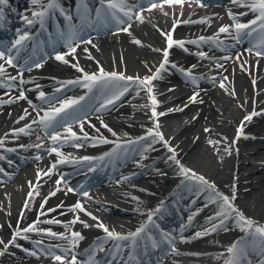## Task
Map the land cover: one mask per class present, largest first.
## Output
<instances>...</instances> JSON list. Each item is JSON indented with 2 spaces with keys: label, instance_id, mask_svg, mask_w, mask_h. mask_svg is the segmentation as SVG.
<instances>
[{
  "label": "bare ground",
  "instance_id": "6f19581e",
  "mask_svg": "<svg viewBox=\"0 0 264 264\" xmlns=\"http://www.w3.org/2000/svg\"><path fill=\"white\" fill-rule=\"evenodd\" d=\"M165 6L168 5L165 4L163 9L159 6L158 9L150 10L146 15H143V22L137 16H133V21L121 26L122 29L130 24L131 27L128 31L121 30L107 33V35H95L85 38L82 42L74 38L71 44L78 45L75 53L68 54L69 51H63V47H60L61 52L55 53L53 59L44 64L41 69L51 70V72L72 71L76 70L72 67V60L78 58L87 64L96 61V57L99 56L97 64H90L87 67L105 65L106 68H123L134 74V78L140 77L141 79L151 77L159 72L158 78L152 81L151 94L157 100L155 106L157 116L152 115V101L147 93L144 99L137 101V107L119 108L117 104H113L104 110L89 111V117L84 122V127L94 131L98 130L106 135H113V133L117 135L118 131L124 129L128 132L138 133V127L144 121H149L153 129L157 130L156 123L158 122V131L167 141L165 145L169 149L175 150L170 152L174 154L175 160L179 163L169 165L157 157L147 164H144L146 159H143L141 164L132 170H122L124 166L119 164L114 173L118 182L108 188L112 191L114 200L117 199L125 206L128 203L131 204L126 208L114 205L115 201L104 202L105 197L102 195L96 197L89 193L85 196L67 192V187L74 185L64 182V179L59 185L63 190L56 191V195L51 196L50 193L56 190V181L59 178L56 173H60L62 177L67 174L66 169L58 164L59 168L53 171L50 176L44 175V172L48 171L47 161L49 160L47 158L53 155L48 148L57 143H53L51 139L47 141L44 138H35L33 133L39 129V125L33 123V120L37 121V116L32 106L26 102L27 100L0 103V140H3L4 144L9 142L8 144L15 145L16 148L18 139L27 135L23 141L24 146L33 148L40 144L41 147L36 148L40 151L42 149L45 153L39 160L29 158L24 161V165L13 168L8 176L12 177L11 181L6 182L8 185L0 188V192L3 189L6 190L7 187L17 190L15 195L4 197L0 195V240L9 245L6 249L4 245H0V253H3L0 254V264H59L58 261L43 259L39 250L25 251L17 245L31 242L40 244L34 241V237L49 236L46 233L49 229L56 227L63 229L67 224L72 226L74 224L72 221L77 217L79 218L77 221L87 224L89 223L88 219H91L96 223L110 224L114 222V225L120 226L130 225L136 219H143L146 212L154 213L156 211V217L161 216L163 215L161 211L164 209L167 213L174 217L176 214L178 217L180 215H177V210L183 203L181 201L184 200V196L180 195L178 191L183 182L195 179L192 177V173L202 176L205 180L216 185L218 190L230 198L232 205L243 213L245 218L255 221L258 226L264 225V59L254 58L253 60H259L257 67L255 68V62L253 66L249 67L247 62L252 59V56L248 50L253 48L249 43L243 41L226 52L212 55L211 59L206 57V54L201 56V53L187 49L186 45L209 47L208 44L197 39L198 35L219 32L221 26L231 25L228 9L235 7L207 8L204 11L191 9L188 18L180 23L174 32L176 37L187 39V42L184 43L185 49L179 48L182 53L178 55L177 51L172 48L168 55L169 61L176 59L184 68L190 67V70L200 69L203 71L205 79L193 83L194 88L190 87L192 90L188 89L189 92L185 91L176 80L165 78L163 69L159 68L163 61V50L166 45L164 42L166 36L161 32L171 33V23L182 20L185 13L181 7L169 6V8ZM201 20L206 22L200 23ZM193 36H197V40ZM89 40L90 44L87 43ZM137 40L141 43H135ZM157 49L160 51H156ZM61 53H65L62 55H65V59L69 61L68 64L55 59ZM89 55L92 57L91 59ZM225 57H231V59H225ZM237 57L239 59H236ZM3 63L0 61V64ZM46 71H42V73L46 74ZM226 76L232 78V84H227L225 80L223 82L222 78ZM37 80L51 81L52 77L38 76L33 80V83ZM133 81L135 82L132 85L140 87L135 79ZM221 83L224 84V88L220 87ZM157 84L164 90H155L158 87L155 86ZM21 91L27 97L28 90L26 92L22 89L9 92L0 90V101L14 100ZM195 93H198L195 102L190 99L191 103L182 108V111L181 109L171 111L173 105L185 100L184 98L189 99ZM232 103H236L237 106ZM25 109L29 114L25 113ZM160 113H165V115H159ZM252 113H256V115H253L251 120H245V117ZM179 115H183L180 116L181 119L182 117L186 118L179 121ZM21 116H25V119L20 120ZM139 116L143 118H139ZM172 116L178 117L173 124L169 123ZM27 125H31V128L28 129ZM103 125H107V128ZM241 127L242 131L238 132ZM21 128H24L27 134H14V130ZM170 128H175V131L168 134L166 130H171ZM205 129H210V131H205ZM238 136L239 138H237ZM150 138L152 137L148 139ZM144 151L149 150L144 148ZM131 159L129 158L128 161ZM50 160L51 163L54 159ZM30 163L34 164L33 168L26 167L16 172ZM181 168L191 170L188 177L182 174ZM30 192L32 193L31 197H29ZM203 192L208 191L203 190ZM79 196H82L80 204L84 211L79 209L69 211L77 204ZM160 198L166 200L160 202ZM45 199L46 203H44ZM171 200H176L177 209H170L174 207L171 205ZM59 205H63V207H58ZM192 208L191 205L183 208L184 219L182 217L177 219L179 225L176 234L181 236L180 240L184 247L180 251L166 255L169 258L165 260V264H221V262L226 264L231 256L227 251L230 247L227 244L238 242V245L243 247V240L252 235L250 231L241 230L239 216L230 209H226L223 206V201H212L207 204L208 210L214 209L216 212L210 217L205 214L207 210L200 211L198 215L192 214ZM49 209L56 210L48 211ZM221 210L232 213L236 217L228 216L223 227L197 237V233H205L206 230L212 229L213 224H219L218 213ZM42 212L46 214L41 215ZM71 213L74 215H70ZM75 213H78V216ZM87 213H91V215ZM117 215H124V221L117 219ZM93 216L97 219L93 220ZM38 220L41 221L36 224L38 231H22ZM49 220H57L59 223L45 222ZM17 231H20L21 235L15 238V244H11L10 242ZM216 240L223 242L222 244L227 247L212 244ZM32 252H35L36 255H32ZM248 255L257 256L256 253ZM219 257L220 259H218ZM213 258L219 261H206ZM246 261L243 259L241 264H247ZM157 263L155 261L151 264Z\"/></svg>",
  "mask_w": 264,
  "mask_h": 264
},
{
  "label": "snow or ice",
  "instance_id": "6c2138e0",
  "mask_svg": "<svg viewBox=\"0 0 264 264\" xmlns=\"http://www.w3.org/2000/svg\"><path fill=\"white\" fill-rule=\"evenodd\" d=\"M186 0H149V5H148V9L147 10H152L157 8L158 6L161 7V9H163V6L165 4H167L168 6H173V5H179L180 7H183V5L185 4ZM7 3V0H0V5H5ZM33 5H37L39 4L40 7L42 9H44L43 11H34L32 13V16L35 17L36 19H32L29 18L28 16H24V22L25 24L31 26L34 23H43V19L44 17L47 15L48 10L52 9L54 7H56L55 4V0H49V2L47 3V5L45 6L42 3V0H32ZM196 3H198L201 7L204 6V0H196ZM232 3L234 5H236L237 7L240 8H246L248 10V12H252L255 13V18L252 19L249 23H240L238 21H236V16L232 13L229 12L228 15L229 17L234 21L233 25H225V26H221L219 28V33H224V34H228L231 35L234 39H239L241 33L244 34H251L252 32H256L257 28L256 26H259V29L261 32H264V0H232ZM107 9L109 10V15L111 16V18L115 19L116 22L118 24H124V20L120 19V17L117 16V12H121L123 13V15L125 17L128 18V20H131L133 15L137 16V18L143 22L144 21V17L142 12L140 11V8L142 7V5H137L136 9L133 10L132 8H129V6L126 3V0H107ZM165 15H167V13H165ZM240 15H247V12H242L240 13ZM69 19H71L69 17ZM200 23H205L206 21L201 20L199 21ZM131 27L130 24L127 25V27L122 28V31H128V29ZM175 27V26H174ZM174 27L172 29V31H174ZM162 35L166 36V43H167V48L165 50H163V61L162 63L159 65L160 69H164L165 65H167L169 63L168 61V49H171L173 47V45H177L180 48H184V42L183 41H174L173 37L170 33H164L161 32ZM31 37L26 33V32H21V34L19 35V38L14 42L13 44V48H16L17 51H19V49L21 47H23L24 43L29 40ZM200 41H204L205 38L204 37H200L199 38ZM87 43H91V41H87ZM135 43L140 44V41H135ZM261 46H264V40H262L261 42ZM70 47V53H75L76 52V48L78 47V45H72L71 43L69 44ZM8 51H11L10 49ZM156 51H160L159 49H157ZM249 53L252 52V49L248 50ZM257 57H261L264 56V51L256 50L254 53ZM201 56H204V53L200 54ZM89 58L91 59L92 57L89 55ZM56 60L58 61H62L65 64H68L69 61L67 59H65V55H57L55 57ZM225 59H231V57H225ZM236 59H239V57H237ZM0 61H3V64H0V76H6L7 72L6 69L4 67V64H7L8 66H12L15 67L14 63H13V57L11 55H6L5 51H0ZM35 67L39 68L42 67L41 64L37 63L35 64ZM73 68H76L77 71L83 73L82 78H78L76 80L73 81H68L69 84H82L83 87H85L86 89H88L89 91H92V89L94 87H100L103 89H108L109 91H111V95L108 96L106 98V104H113L116 100H119L121 96H123L125 94V92L128 90L126 85H121L120 82L121 81H133V79H135L138 82V85L142 88V89H146L147 93L149 94V97L152 101V115L155 117L157 116V113L155 111V106L157 104V100L155 98L154 95L152 94V81L157 79L159 76V72H157L155 75L151 76V77H145L143 79H141L140 77H125L123 74H119L115 71L113 72H105L104 69L101 67L98 70V73H87L84 72V70L82 68L78 67V64H72ZM195 67V66H193ZM241 67H243V65H241ZM27 70H31V68L29 67ZM188 76H192L191 72L189 71L187 73ZM9 80L11 81H17V79L19 78V82L22 84L25 81L23 80V71L18 73V76L13 77V76H8L7 77ZM193 81H195V77H192ZM226 79V78H225ZM253 84H255V81H253ZM0 86H3L2 83H0ZM15 85H9V87H12ZM221 88H224V84L221 83L220 84ZM112 89H115V91H112ZM40 97L43 99L44 98V93L41 91L39 93ZM198 93H195L192 97H190V99L195 102L196 101V97H197ZM85 97L81 96L79 99H73V100H66L64 101L59 107H54L52 108L49 112L45 113L43 117H41V119L39 120V123L43 124L45 128H48L51 124V122L55 119L56 116H59L61 113H63L66 109L71 108L73 105H77L80 103V101H82ZM15 100H27V97L25 96L24 92L21 91L19 92L18 96L14 99V100H10V101H0V103H10V102H15ZM30 103V102H29ZM105 105H102V107H104ZM182 111V109H181ZM25 113H27V110L25 109ZM159 115H165V113H160ZM256 115V113H252L248 116L245 117V120H251L252 116ZM20 120L25 119V116H21L19 118ZM18 122V121H17ZM33 123H37L36 120H33ZM105 128H107V125H103ZM28 129L31 128V125H27L26 126ZM80 128H81V132H83V123L80 124ZM156 129L157 131L153 132L152 129H149L148 131V135L149 136H153L158 137L160 142H163L165 144H167V141L164 140L163 134L160 133L158 131L159 129V123H156ZM109 131H111V129H109ZM205 131H210V129H205ZM242 131V127L241 129L238 130ZM18 133H25V129L21 128L19 130H14V134H18ZM67 133H69L70 135L63 137L64 142H68L69 140H79L80 137L77 135L76 132L72 131V128L69 126L67 128ZM27 134V133H25ZM85 138H87V134H84ZM113 135H115V133H113ZM239 138V136L237 137ZM50 139L52 140L53 143H56L58 141H60L62 139L61 134L60 133H56V134H52L50 135ZM103 142L104 143H108L109 141L106 138H103ZM211 143V141H210ZM4 141L0 140V147H3ZM36 147H41L40 144L35 145ZM76 147H83V144H79L77 143L75 145ZM169 151L174 152V149H169ZM227 151V149H226ZM50 153H56L58 156L61 157V159L55 161L50 169L46 172H44L45 176H50L53 172L54 169H56L58 164L61 163H65V162H69L66 160V158L63 157L62 153L57 152V148L53 147L49 149ZM81 159L83 160H91L93 158L91 157H82ZM173 160H175V156L173 155L172 157ZM177 163H179L178 161H176ZM0 171H3L2 169H0ZM190 169H186V168H181V172L183 175H185V177L189 176L190 173ZM39 175V173H38ZM192 177L195 178L196 180H199L202 184H208V182L202 177V176H197L195 173H192ZM63 180V177H61L60 179H58L56 181V190L51 192L50 195L54 196L56 195V191H61L63 189H61L59 187V185L61 184V181ZM31 183V182H30ZM208 187L210 188H214V186L212 185H208ZM67 192H74L75 189L71 188V187H67L66 189ZM38 194V193H37ZM32 193H29V197H31ZM83 195L87 196L88 193L85 192L83 193ZM217 195L219 196V198L223 201V206L226 209H230L231 211L235 212L239 218H240V225H241V230L242 231H250L254 236L259 237L262 244H264V225H256L255 221L245 218L243 213L239 212L238 209H236L232 203L231 200L228 196L222 195L217 193ZM47 200L45 199L44 203H46ZM58 207H63V205H59ZM77 209L84 211L83 206L80 203L75 204L72 208L69 209V211H76ZM56 209H49L48 211H55ZM46 213H41V215H45ZM88 215H91V213H87ZM218 217H219V224H213L212 229L210 230H206L205 233H197V237L201 236V235H206L209 234L211 231H216L218 228L223 227L224 223H225V219L227 218V214L225 211H221L220 213H218ZM79 218L77 217V220ZM93 220L97 219L96 217H92ZM41 221H37L34 222L32 225L28 226L27 228L23 229V232H33V231H38L36 224L40 223ZM47 223H59V221L57 220H49V221H45ZM76 220L72 221V223H75ZM152 216L151 214L149 215V223H152ZM81 223H84L83 221H81ZM85 227H91V225H88L87 223H84ZM96 227H99L101 229H103V231L106 233L107 238L110 240H115V241H132V247L135 248L138 238L142 236V234L145 233L147 225L141 226L140 228H138L136 231L131 232L129 234H119V233H115L114 231H110L108 227H106L102 222L98 223L97 225H95ZM47 234L53 238H60V239H69V237L61 234L58 236L57 233L51 232L50 230H48ZM21 235L20 231H17L12 240H11V244H15V238L19 237ZM71 237L73 239L74 242H78L79 240L83 239V236L79 233V232H72L71 233ZM165 240L171 244L172 240L171 238L166 234L165 235ZM0 245H4L5 249L9 246L8 244H5V242L3 240H0ZM18 246V245H17ZM75 246V243H73V247ZM151 246L153 248H157L159 246L158 242L153 239L152 240V244ZM58 247V246H57ZM120 246L117 245V249ZM99 251H105V249L103 247H99L98 249ZM69 249L65 248L63 249V252L65 253L63 256L62 255H57V254H52L53 258L59 262V264H95V258H94V253H90L89 254V258L87 261L85 262H79L77 260V256L75 254L71 255V258H68V253H69ZM95 251V250H94ZM227 251L231 254L230 258L227 260L226 264H241V261L243 259L246 258L247 255V250L246 249H242L239 247L238 242L236 244H233L231 247H229L227 249ZM261 252L264 253V247L261 248ZM3 254V253H0ZM32 255H36L35 252L31 253ZM132 259H135V257H132ZM262 264H264V261H262Z\"/></svg>",
  "mask_w": 264,
  "mask_h": 264
},
{
  "label": "rangeland",
  "instance_id": "374dc122",
  "mask_svg": "<svg viewBox=\"0 0 264 264\" xmlns=\"http://www.w3.org/2000/svg\"><path fill=\"white\" fill-rule=\"evenodd\" d=\"M152 22H154L153 20H152ZM155 23H156V21H155ZM230 80V78H226L225 79V82L227 83L228 81ZM234 106H235V103H232ZM141 125H143V126H150V122H148V121H146V122H143V124H141ZM142 127V126H141ZM121 132H126L125 130H122ZM3 191V190H2ZM5 191H3L2 193H1V197H4V196H6V193H4ZM13 192V190H10V191H8L7 192V195H11L10 193H12ZM16 193H17V191H16ZM222 243L223 242H219V240H216V241H214V243H212V244H217V245H222ZM215 258H213L212 259V261L214 260Z\"/></svg>",
  "mask_w": 264,
  "mask_h": 264
}]
</instances>
